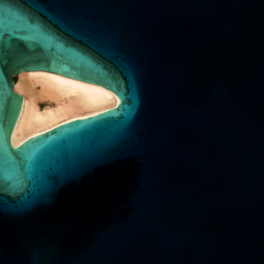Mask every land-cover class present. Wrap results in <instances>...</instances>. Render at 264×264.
I'll use <instances>...</instances> for the list:
<instances>
[{"label": "water", "instance_id": "1", "mask_svg": "<svg viewBox=\"0 0 264 264\" xmlns=\"http://www.w3.org/2000/svg\"><path fill=\"white\" fill-rule=\"evenodd\" d=\"M21 70L118 102L13 146ZM0 146V264H264V0H0Z\"/></svg>", "mask_w": 264, "mask_h": 264}, {"label": "bare ground", "instance_id": "2", "mask_svg": "<svg viewBox=\"0 0 264 264\" xmlns=\"http://www.w3.org/2000/svg\"><path fill=\"white\" fill-rule=\"evenodd\" d=\"M13 90L21 106L10 134L13 146L67 120L95 114L117 104L104 86L49 70H21Z\"/></svg>", "mask_w": 264, "mask_h": 264}, {"label": "snow or ice", "instance_id": "3", "mask_svg": "<svg viewBox=\"0 0 264 264\" xmlns=\"http://www.w3.org/2000/svg\"><path fill=\"white\" fill-rule=\"evenodd\" d=\"M69 2H72V0H69ZM2 148V146H0ZM54 179L49 180V184L45 186V188L41 189L37 192L36 197L32 202H29L25 205L29 210L35 206L36 201L40 199H46L48 196V193L51 191L50 185L54 183ZM13 186L6 183H0V205H2L5 202V198L9 195H11L10 189ZM40 264H43V258L40 260Z\"/></svg>", "mask_w": 264, "mask_h": 264}, {"label": "rangeland", "instance_id": "4", "mask_svg": "<svg viewBox=\"0 0 264 264\" xmlns=\"http://www.w3.org/2000/svg\"><path fill=\"white\" fill-rule=\"evenodd\" d=\"M13 78H15V77H13Z\"/></svg>", "mask_w": 264, "mask_h": 264}]
</instances>
